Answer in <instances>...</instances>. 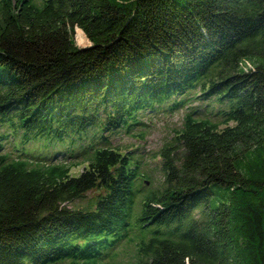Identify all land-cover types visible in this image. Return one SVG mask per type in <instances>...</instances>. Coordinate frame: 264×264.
I'll return each mask as SVG.
<instances>
[{
	"label": "trees",
	"instance_id": "trees-1",
	"mask_svg": "<svg viewBox=\"0 0 264 264\" xmlns=\"http://www.w3.org/2000/svg\"><path fill=\"white\" fill-rule=\"evenodd\" d=\"M184 106L136 211L109 134ZM132 234L134 264H264V0H0V264H118Z\"/></svg>",
	"mask_w": 264,
	"mask_h": 264
},
{
	"label": "rangeland",
	"instance_id": "rangeland-1",
	"mask_svg": "<svg viewBox=\"0 0 264 264\" xmlns=\"http://www.w3.org/2000/svg\"><path fill=\"white\" fill-rule=\"evenodd\" d=\"M74 41L79 47L89 45L87 37L78 28H75ZM196 104L197 101L191 103L193 107H196ZM190 108L184 106L179 111H173L171 114L159 112L143 115L140 119L142 124L145 125L136 124L129 132L120 130L115 134H109L113 146L118 147L123 152H130V157H138L140 159V171L144 175L135 181V188H137V184L139 187V193H136L134 197L136 211L139 209L143 195L148 193L149 189H156L162 186L163 170L160 151L164 146L167 147V145L173 144L174 135L181 129L184 115L190 112ZM178 149L179 146L176 147V150ZM7 150L12 151L11 147H8ZM177 154L180 156L181 151L179 150ZM75 161H78L77 163L79 164L71 168L70 173L72 175H78L83 166L86 165L82 158ZM143 180L147 182L143 183ZM95 192V190H90L82 198L74 199L68 204L72 208L86 207L89 203H92ZM138 242L139 235L137 234H132L130 238L124 239L116 249L117 255L114 261L118 264H134Z\"/></svg>",
	"mask_w": 264,
	"mask_h": 264
},
{
	"label": "bare ground",
	"instance_id": "bare-ground-1",
	"mask_svg": "<svg viewBox=\"0 0 264 264\" xmlns=\"http://www.w3.org/2000/svg\"><path fill=\"white\" fill-rule=\"evenodd\" d=\"M80 35H82V36H83V34H81V33H80ZM78 36H79V35H78ZM79 37H80V36H79ZM80 39H81V38H80ZM81 40H82V39H81Z\"/></svg>",
	"mask_w": 264,
	"mask_h": 264
}]
</instances>
